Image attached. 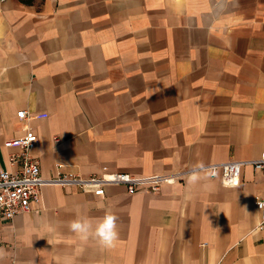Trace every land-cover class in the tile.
Wrapping results in <instances>:
<instances>
[{
	"label": "crops",
	"instance_id": "obj_1",
	"mask_svg": "<svg viewBox=\"0 0 264 264\" xmlns=\"http://www.w3.org/2000/svg\"><path fill=\"white\" fill-rule=\"evenodd\" d=\"M26 127L45 177L175 180L43 186L30 211L0 215V264H264V168L237 185L176 176L264 151V0H0V169ZM109 210L111 248L70 228Z\"/></svg>",
	"mask_w": 264,
	"mask_h": 264
},
{
	"label": "built area",
	"instance_id": "obj_2",
	"mask_svg": "<svg viewBox=\"0 0 264 264\" xmlns=\"http://www.w3.org/2000/svg\"><path fill=\"white\" fill-rule=\"evenodd\" d=\"M16 115L19 118L30 117L26 109L18 110ZM37 139L36 133L30 127H26L21 135L6 140L7 145L17 150L9 154L10 168L0 169V215L4 218L9 219L18 213L30 211L33 203L40 202V189L46 185L76 186L96 194H103L106 185L122 184L129 193H134L139 190L158 191L163 183L175 180L174 176L159 172L148 174L102 172L82 175L69 171H57L56 174L45 177L40 172L38 161L31 155V149ZM244 165H252L258 169L264 168V151L257 157L206 164L211 169L212 175L219 173L222 180L230 185L239 183L240 171ZM192 169H184L176 176L182 177ZM256 205L264 221V199L257 198Z\"/></svg>",
	"mask_w": 264,
	"mask_h": 264
},
{
	"label": "clouds",
	"instance_id": "obj_3",
	"mask_svg": "<svg viewBox=\"0 0 264 264\" xmlns=\"http://www.w3.org/2000/svg\"><path fill=\"white\" fill-rule=\"evenodd\" d=\"M228 0H218V4L227 7ZM211 179V169L203 162H199L193 166L192 171L188 175V184L195 185L201 182H207ZM117 216L110 210L105 213L102 221L93 226L87 219L78 217L70 224L73 232L80 236L81 239H87L92 236L98 239L99 243L104 247L111 248L118 239Z\"/></svg>",
	"mask_w": 264,
	"mask_h": 264
}]
</instances>
